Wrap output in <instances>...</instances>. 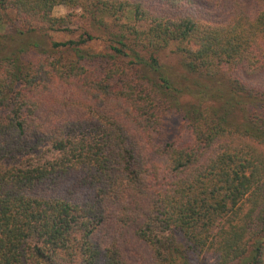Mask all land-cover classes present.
<instances>
[{
  "label": "trees",
  "instance_id": "1",
  "mask_svg": "<svg viewBox=\"0 0 264 264\" xmlns=\"http://www.w3.org/2000/svg\"><path fill=\"white\" fill-rule=\"evenodd\" d=\"M263 74L264 0H0V264H264Z\"/></svg>",
  "mask_w": 264,
  "mask_h": 264
},
{
  "label": "rangeland",
  "instance_id": "2",
  "mask_svg": "<svg viewBox=\"0 0 264 264\" xmlns=\"http://www.w3.org/2000/svg\"><path fill=\"white\" fill-rule=\"evenodd\" d=\"M70 11L67 9V8H65L64 6H58V7H56V9L54 10V16L55 17H64V16H66L68 13H69ZM9 31V29H7L6 30V32H8ZM66 38H68L66 35H62V34H60V35H56L55 36V39L56 40H63V39H66ZM35 40V38L32 40V41H34ZM99 49L100 47H99V45H98V47L96 46V49ZM253 84H255V85H261V86H264V74L262 75V76H260V77H258V78H256V79H254V80H252L251 81Z\"/></svg>",
  "mask_w": 264,
  "mask_h": 264
}]
</instances>
